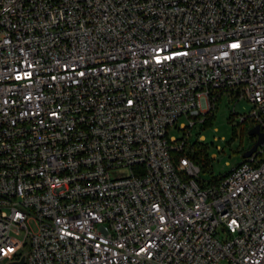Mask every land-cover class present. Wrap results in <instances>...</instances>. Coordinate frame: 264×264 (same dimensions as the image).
Returning <instances> with one entry per match:
<instances>
[{
  "label": "built area",
  "instance_id": "built-area-1",
  "mask_svg": "<svg viewBox=\"0 0 264 264\" xmlns=\"http://www.w3.org/2000/svg\"><path fill=\"white\" fill-rule=\"evenodd\" d=\"M223 94L264 133V0H0V264H264L263 150L186 155Z\"/></svg>",
  "mask_w": 264,
  "mask_h": 264
},
{
  "label": "rangeland",
  "instance_id": "rangeland-1",
  "mask_svg": "<svg viewBox=\"0 0 264 264\" xmlns=\"http://www.w3.org/2000/svg\"><path fill=\"white\" fill-rule=\"evenodd\" d=\"M251 110L252 105L246 100L223 94L216 100L214 111L206 113L201 124L197 123L191 130L190 141L200 133L198 141L209 146L210 171H201L200 177L203 180L209 181L212 177L217 178L231 171L242 161V154L252 147L255 140L249 136V131L255 125L247 119ZM211 116L213 117L209 126L201 130L200 126L204 127L207 122L209 123ZM242 118H246L247 121H242ZM183 124H187V121L180 118L168 129V136L181 139ZM259 150H263L262 158H264V146L259 147ZM188 151L192 152V149L189 147ZM200 164L207 168L206 160L201 159Z\"/></svg>",
  "mask_w": 264,
  "mask_h": 264
},
{
  "label": "trees",
  "instance_id": "trees-1",
  "mask_svg": "<svg viewBox=\"0 0 264 264\" xmlns=\"http://www.w3.org/2000/svg\"><path fill=\"white\" fill-rule=\"evenodd\" d=\"M212 117L213 116L210 117L211 119L209 120V123L207 122L204 125V127L200 126V129L201 130L203 128L209 126V124H210V122L212 120ZM199 136H200V133H197V135L195 136V139L192 138L193 140H191L189 143H187L188 145L186 144V155L188 157H190L196 164H198L200 166H201V164H200L201 159H203L204 161L206 160V162H207V168L201 166V171L209 172L210 171L209 170L210 159H209V156H208L209 146L207 144L200 143L198 141ZM187 146H188V148L190 147V149H192V152L188 151ZM220 177H217V178L216 177H212V179L210 181H217Z\"/></svg>",
  "mask_w": 264,
  "mask_h": 264
},
{
  "label": "water",
  "instance_id": "water-1",
  "mask_svg": "<svg viewBox=\"0 0 264 264\" xmlns=\"http://www.w3.org/2000/svg\"><path fill=\"white\" fill-rule=\"evenodd\" d=\"M249 136L255 138V142L250 149H248L242 154V160L249 158L257 151L259 147L263 146L264 144V133L261 132L260 127L258 125L250 129Z\"/></svg>",
  "mask_w": 264,
  "mask_h": 264
},
{
  "label": "flooded vegetation",
  "instance_id": "flooded-vegetation-1",
  "mask_svg": "<svg viewBox=\"0 0 264 264\" xmlns=\"http://www.w3.org/2000/svg\"><path fill=\"white\" fill-rule=\"evenodd\" d=\"M254 140H255V138H254Z\"/></svg>",
  "mask_w": 264,
  "mask_h": 264
}]
</instances>
